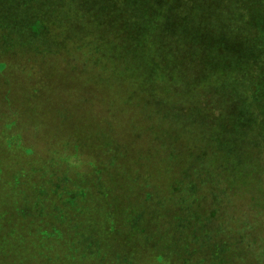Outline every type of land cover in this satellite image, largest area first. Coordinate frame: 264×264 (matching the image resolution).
<instances>
[{"label":"trees","instance_id":"16d2710c","mask_svg":"<svg viewBox=\"0 0 264 264\" xmlns=\"http://www.w3.org/2000/svg\"><path fill=\"white\" fill-rule=\"evenodd\" d=\"M9 1L16 11L14 2L22 0ZM71 1L73 7L65 3V10L83 19L78 9L83 0ZM207 1L196 0L192 14L208 13ZM227 1L235 8L243 5L239 15L251 18L253 13L252 22L264 29V0ZM169 4L136 0L134 6L125 0L126 10L135 11L132 22L114 28L119 30L113 34L118 43L104 46L106 67L99 69L97 81L90 75L98 89L90 102L99 104L88 109L86 100H77L72 109L60 106L58 117L75 118L71 129L78 135L55 131L66 151L59 161L41 164L51 169L48 178L53 181L40 179L43 186L35 189L31 205L23 194L32 196V190H24L33 177L14 166L38 155L23 146L20 135L13 137L18 149L8 140L14 149L1 153L7 164L0 171V187H16L13 197L0 195V264H264V38H256L260 53L245 59L246 64L230 51L219 55L220 32L207 31L206 23L189 20L198 36L185 25L171 32ZM175 15L181 23L190 19L186 11ZM244 20L233 27L251 51L253 42L250 47L245 38L250 36L249 23ZM26 21L22 17L19 25ZM97 23L85 19L79 31L96 32L103 26ZM4 29L0 24L2 33ZM7 34L16 36L21 45L16 44L27 53V42L41 41L27 30ZM165 36L173 37L175 44L166 45ZM88 38L93 42L88 48L98 50L99 37ZM42 44L43 53H53ZM12 49L0 47V57ZM5 57L18 62L15 56ZM8 64L0 62V72L7 71ZM213 92L216 97L207 98ZM34 106L39 105L11 107L27 122L9 123L20 130L28 127ZM34 121L42 141L51 138L42 123ZM155 164L167 168V179L160 183L163 191L139 173V168ZM234 200L238 213L251 216L237 217L239 228L229 227ZM165 210L172 220L159 224Z\"/></svg>","mask_w":264,"mask_h":264},{"label":"rangeland","instance_id":"374dc122","mask_svg":"<svg viewBox=\"0 0 264 264\" xmlns=\"http://www.w3.org/2000/svg\"><path fill=\"white\" fill-rule=\"evenodd\" d=\"M131 1L135 6L136 0ZM169 1L170 4L166 6V9L170 12V22L174 23L171 28L172 33L176 34V32L181 30L180 27L185 25L190 34L198 36L197 30L189 23V20L202 24L206 23L207 31L209 30L211 33H216V35L217 31L220 32V40L217 39L219 55L226 56L228 55L227 52L230 51V56L234 57L240 55L245 64L247 63L245 59L250 58V56L253 57L255 54L259 55L260 52L258 51L259 47H257V39L264 38L262 35L264 34V29L252 22L251 18L254 17L253 13H251V18L246 15L243 17L239 15L243 14V12L239 11L245 10L243 5L240 9L233 7L232 3L227 0H208V5L206 7L208 8V13L206 12V14L202 13V15H199V11H194L193 14L190 11L195 9L196 0ZM40 2V5L37 3H29V0H22L19 3L14 2V5L18 8V10L15 11L10 9L11 4H13L11 1L0 0V24L7 29H4L3 33L0 31V47L10 50L13 48L11 54L4 53L2 57H0V62L9 63L7 66L9 69L5 72H0V171H2L7 164L1 160V153L14 149V147H9L8 140L11 142L10 145H14L18 149L19 144L13 137L20 135L23 146L31 149L38 155L37 158L26 157L22 162L23 164L14 166L16 169H21L26 174L33 177V180L30 181L32 185L25 184L27 188L24 190V192L28 189L32 190V196L23 194V197L28 198V205L32 204V201H29L33 197H37L35 189H39L41 185L43 186L40 180L42 177L48 180V182L53 181L48 178V174L49 177H51V169L46 165L41 166V164L43 162L46 164V161L53 158L59 161L60 159L57 157H61L62 153L66 151L62 146L60 147V141L54 136L55 131L60 129L64 135H68L66 133L78 135L71 129L75 128L76 119L66 118V114L65 118L60 119L57 115L58 109L61 105H64L68 109H72L77 100H86V107L88 109L98 106L99 102L95 103L94 106H92L90 102L96 100L94 99V94L97 96L96 92H98L97 86L93 84L95 80L93 79L91 83L89 81L91 79L90 75L93 74L92 78H96L97 81L99 69H104L107 63L102 58V52L107 55L104 51V46H110L113 44V41L118 43L117 37L115 38L113 34H117L119 30L115 29H118L119 25L122 26L129 19H132V14L135 13V11L128 12L126 10L125 0H83V4L81 3L78 7V9L80 8L83 11V19H81L80 15L75 13L73 15L71 10L68 11L69 13L65 10V3L73 7L71 0H41ZM99 2H106V4H103L105 5L104 8L99 5ZM147 2H149V0H147ZM259 5L262 8V3H259ZM78 9H76V13H78ZM179 11H186L188 13L190 19L186 20L187 24L185 21L181 23L180 19L177 18L178 15H175ZM79 12H81V10ZM72 15L75 19L73 23L71 22V18H73ZM22 17L27 20L24 26L19 25V20ZM88 18H95L97 26L99 25L97 21L102 22V28L97 27L96 32L88 30L79 31L84 25L85 19ZM244 18L249 23L250 36H246L245 38L249 42L250 47L253 42V49L251 51H249L246 44L241 40L239 30L236 29L237 27H233L239 22L243 24L245 22ZM60 21H64L65 23L61 25ZM8 22H11L10 26H7ZM14 22L15 25L12 24ZM129 22H132V20H129ZM241 24L239 25L241 26ZM43 25L48 28V31ZM232 27V31L229 32L228 29ZM25 30L28 31V35L41 39L40 42H36L35 44L27 42L29 53L20 46L21 42L18 41L16 36L7 34L8 31L21 32ZM76 30L79 32H76ZM45 31L47 32L44 33ZM25 35L27 37V33H25ZM93 36L97 39L99 37L101 40V43H98V50L88 48V45L93 43L88 42V37ZM38 38L35 39L38 40ZM163 39L167 42L166 45L170 42L175 44L173 37L165 36ZM21 41L26 42L25 40ZM17 42L20 45H17ZM42 43H47V50L50 48L53 53H43L45 44ZM5 56H15L18 58V62L12 60L13 58L11 57ZM12 64L15 66H12ZM0 69H2L1 65ZM46 89L49 92H45ZM35 91L40 94H34ZM215 97L216 92L207 95L209 99ZM21 103L39 105L31 107L32 110L30 115L34 118L32 119L33 122L27 123L29 126L22 130L15 128L12 123L14 121L26 123L27 121L25 119H18V116L10 110L11 107L14 106L20 107ZM78 104L82 107V105H80L82 103ZM79 111L83 112L80 108ZM34 120L42 123V131L51 138L42 141V134L34 132V130H36ZM9 122H12V125ZM123 126L124 124L120 125V128ZM129 138L130 139L127 138L128 143L131 142L132 136ZM48 141H50V143L45 144V142ZM19 150L23 152L24 148L20 147ZM2 157L5 156L2 154ZM63 160H65V158ZM61 169L66 171V167H61ZM139 170L142 180L147 178L152 179L154 180L155 187L161 186L160 191L164 190L163 185L160 183L163 178L167 179L166 166L155 164L152 166H144L143 169L141 167ZM153 175L157 177V180L151 178ZM15 187V185L12 187L7 186L5 189L0 187V195L7 194L10 196L11 193L13 197L11 190ZM123 188L125 189V187ZM146 192L149 193L148 191ZM14 199L21 203V197H16ZM260 200L263 202L262 197H260ZM127 201L130 202L128 199ZM15 202L16 201H14V203ZM233 202L234 203L231 205L232 208L230 209V213H232L229 215L232 218V221H230L231 224L225 225L239 228L237 225V217L241 220L239 216L242 217L243 215L245 219L251 218V216L249 214L245 215L244 213L241 215V212L238 213V207L236 206L237 200ZM242 207L243 205H239V209ZM163 215L166 218H162ZM163 215L159 224L161 222L166 224V221L172 220L170 219V210H165ZM258 216L259 213L257 212L255 218L257 219ZM212 222H215V220L211 221V223ZM220 228L222 229V226H220ZM261 233L258 232V235Z\"/></svg>","mask_w":264,"mask_h":264}]
</instances>
